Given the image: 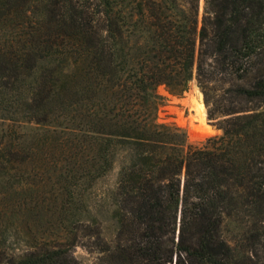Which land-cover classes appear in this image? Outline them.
Wrapping results in <instances>:
<instances>
[{"label": "trees", "instance_id": "16d2710c", "mask_svg": "<svg viewBox=\"0 0 264 264\" xmlns=\"http://www.w3.org/2000/svg\"><path fill=\"white\" fill-rule=\"evenodd\" d=\"M197 10L0 0V121L45 129L27 143L0 129V177L27 171L28 185L0 199V264H80L76 245L97 264H264V0ZM192 78L220 131L199 145L156 120L155 88L180 95ZM215 83L226 86L208 106ZM118 157L107 241L85 191Z\"/></svg>", "mask_w": 264, "mask_h": 264}, {"label": "rangeland", "instance_id": "374dc122", "mask_svg": "<svg viewBox=\"0 0 264 264\" xmlns=\"http://www.w3.org/2000/svg\"><path fill=\"white\" fill-rule=\"evenodd\" d=\"M202 8L203 0H198V20L201 17ZM10 28L11 29H7V32H12L14 30L12 27ZM225 86L226 83H223L222 86L219 83H215L214 88L208 90V94L210 95L208 106H211V102L213 105L214 103L216 104L217 96L222 93ZM155 92L160 96V105L156 110V120L161 123H173L175 126L182 128L189 144L199 145L205 138L220 133V131L206 118L207 105L204 102L202 91L196 84L194 78L188 82L186 90L180 95L169 92L162 84L155 88ZM7 126L11 127V134L13 136L21 135L22 137L18 140L24 138L25 143L31 142L32 137L36 136L35 134L40 135L45 131V129L35 126L32 123H17L10 120L0 121L1 130H5ZM47 143L48 140L45 139L44 142L40 141L38 145L42 150H45L48 148ZM120 161L121 158L118 157L112 168L106 174L96 179L93 185L85 191L86 201L91 211L98 217L102 237L107 241L112 239L114 223L108 215L107 206H103L101 203L106 192L113 187ZM26 172L27 171H23L21 173V170H19V172H16L15 178L12 180L9 179V182L6 183V179L3 180L6 176L0 177V199L12 200L14 197L18 199L24 198V194H15V192L16 190L18 191L19 188L23 191L24 188L28 187V185L24 183ZM33 189H38L39 191H37L36 196L47 197V190L51 188L49 184L42 185V182H39L38 184H33ZM12 228L9 227L11 231ZM222 232L225 236L228 235L226 229L223 228ZM73 254L79 260L80 264H97L96 254L82 245H76Z\"/></svg>", "mask_w": 264, "mask_h": 264}]
</instances>
